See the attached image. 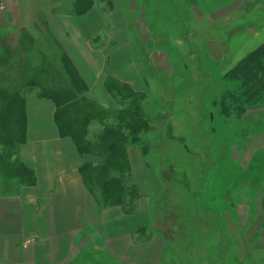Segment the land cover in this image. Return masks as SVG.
I'll list each match as a JSON object with an SVG mask.
<instances>
[{
	"label": "crops",
	"instance_id": "1",
	"mask_svg": "<svg viewBox=\"0 0 264 264\" xmlns=\"http://www.w3.org/2000/svg\"><path fill=\"white\" fill-rule=\"evenodd\" d=\"M92 1L84 14L74 13L71 3L65 12L49 16L47 24L86 83L87 98L103 109L115 111L119 106L104 86L108 77L145 94L132 79L136 75L131 44H142L143 40L152 38L143 20L150 4L143 0L140 3L137 0ZM165 1L168 7H173L172 1ZM178 1L198 27L194 36L209 38L206 52L217 65L225 57L233 56L231 49L241 47L242 42H247L245 47L250 50L264 40V0ZM0 6L3 7L0 33L11 35L19 21L12 22L5 17L8 11L5 0H0ZM128 11L135 14L134 19H127ZM259 36H262L259 42L251 43L252 38ZM94 38L98 40L93 43ZM154 38L159 41L160 37ZM231 41L236 45L227 47ZM161 56L159 63L153 60L154 71L168 67V61L162 60L165 56ZM53 113L51 101L26 94L25 141L19 146L18 157L32 176L28 182L13 179L6 183L0 173V264H99L101 253L105 255L104 260L115 264H160L168 243L147 228L148 199L140 200L137 211L130 216L123 214L119 207H105L99 195L90 193L83 185L80 176L81 167L93 163L95 158L81 157L70 139L59 137ZM242 120L249 125L258 120L259 124L257 134L246 139L241 148L239 168L247 171L254 154L264 155V103L245 114ZM127 159L137 187L151 195L158 194L161 185L154 172L145 167L141 150L129 146ZM250 193L247 184L237 204L240 207L238 229L247 234L258 227L262 236L259 241L264 244L261 205L264 187L257 194L255 209L247 210Z\"/></svg>",
	"mask_w": 264,
	"mask_h": 264
},
{
	"label": "rangeland",
	"instance_id": "2",
	"mask_svg": "<svg viewBox=\"0 0 264 264\" xmlns=\"http://www.w3.org/2000/svg\"><path fill=\"white\" fill-rule=\"evenodd\" d=\"M143 1L150 4L143 20L152 38L143 40L142 44H131L136 75L132 79L138 83V90L145 93L144 110L163 136L160 139L155 132H150L147 140L150 145L143 144L147 155H142L145 167L154 172L161 191L151 195L141 189L144 194L141 200L148 199L147 228L150 230L154 218L163 217L166 221L156 226L167 235L169 242L160 264H264L260 229L255 227L254 232L247 234L239 232L237 214L244 187L248 184L251 192L247 210L255 209L257 194L264 187V155L261 154L263 159L258 162V153L254 154L247 171L239 168L241 148L246 139L259 131L258 120L249 125L242 118L226 119L213 106L224 89L234 87L233 83L222 79L230 59L226 57L218 65L209 59L205 48L209 38L194 36L198 27L185 6L176 3L178 0H170L173 7H168L165 0ZM73 2L75 0H5L8 9L5 17L12 22L19 21L20 27L24 24L27 27L35 20V11L42 10L53 16L52 11L65 12L67 5ZM95 2L104 3V0ZM133 16L135 14L127 12L128 20L134 19ZM17 30L10 35V41ZM155 35L160 37L159 41ZM260 38L262 36L252 38L251 43L259 42ZM233 42L227 43V47L236 45ZM245 43H241L243 48L231 49L234 63L249 51ZM161 54L165 56L164 63L168 61V67L154 71L153 60L159 63ZM6 119L7 116H3L0 128L5 126L12 134H18L19 118L13 124ZM163 124L168 131L164 134L160 128ZM169 166L174 173L172 168L168 170ZM162 170H168L164 176L166 181L161 178ZM14 171L11 166L7 172L14 174ZM165 190L168 193L165 200L158 198ZM232 204L238 208L232 209ZM189 211H193L192 216ZM176 220L178 234L173 229ZM194 222L207 227L200 230ZM100 256L99 264H115L104 260L103 253Z\"/></svg>",
	"mask_w": 264,
	"mask_h": 264
},
{
	"label": "trees",
	"instance_id": "3",
	"mask_svg": "<svg viewBox=\"0 0 264 264\" xmlns=\"http://www.w3.org/2000/svg\"><path fill=\"white\" fill-rule=\"evenodd\" d=\"M92 2L75 0L73 12L84 14ZM35 15L29 26L17 25V35L14 34L12 41L9 34H0V124L3 116H7L6 120L12 124L18 118L21 123L18 134H12L5 126L0 128V173L6 183L13 179L28 182L32 176L21 164L18 149L25 141V96L33 94L53 103V121L59 137L70 139L81 157L95 158L93 163L80 169L83 185L90 193H97L105 207H119L123 214L133 215L143 194L133 180L127 149L137 146L146 156L145 146L150 145L147 142L149 133L155 132L160 139L163 138L144 110L145 94L108 77L104 86L119 109L106 110L90 101L86 83L49 30L47 20L51 14L37 10ZM97 40L94 38L93 43ZM228 57L229 64L222 79L233 83L234 87L224 89L213 106L223 118L241 119L264 103V40L256 43L235 63L232 56ZM160 128L163 129L162 134L168 132L164 124ZM260 156L258 162L261 161ZM11 166L17 171L14 174L7 172ZM166 171H161L164 180ZM172 172H175L173 168ZM167 195L165 190L158 198L165 200ZM262 209L264 212V197ZM189 212L192 216L193 211ZM159 222L166 221L163 217L159 220L154 218L152 232L169 243L167 235L156 227ZM176 223L178 221L172 228L178 234L180 229H175ZM197 224L194 222L200 230L207 227ZM134 239L136 241L137 238L134 236Z\"/></svg>",
	"mask_w": 264,
	"mask_h": 264
}]
</instances>
